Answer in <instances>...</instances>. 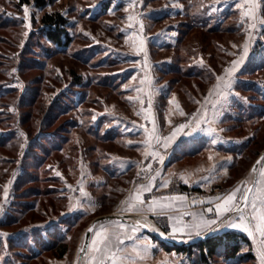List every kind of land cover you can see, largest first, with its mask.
Segmentation results:
<instances>
[{
    "label": "rangeland",
    "instance_id": "obj_1",
    "mask_svg": "<svg viewBox=\"0 0 264 264\" xmlns=\"http://www.w3.org/2000/svg\"><path fill=\"white\" fill-rule=\"evenodd\" d=\"M249 6L246 0H46L43 6L0 0V233L9 234L0 235L1 264H86L80 251L86 230L104 215H126L130 224L149 219L170 232L166 216L129 211L123 203L147 183L149 163L158 170L151 173L156 185L165 174L170 183L147 193V203L155 194L220 200L242 179L245 191L264 152V0L255 21L243 15ZM55 12L67 19L68 43L46 33L42 17ZM246 42L248 54L232 74L233 94L213 108L216 77ZM205 102L214 140H196L190 127L176 131ZM153 120L160 137L176 131L167 148L150 139ZM152 150L164 156L162 164L145 158ZM226 156L229 168L222 167ZM138 228L150 236L140 263L191 264ZM49 233L67 238L64 256L44 248ZM251 249L255 260L234 264H260L253 243Z\"/></svg>",
    "mask_w": 264,
    "mask_h": 264
},
{
    "label": "snow or ice",
    "instance_id": "obj_2",
    "mask_svg": "<svg viewBox=\"0 0 264 264\" xmlns=\"http://www.w3.org/2000/svg\"><path fill=\"white\" fill-rule=\"evenodd\" d=\"M250 5L247 7L246 11L243 13L244 16L248 17L250 20L255 21L257 19L255 15V9L258 0H246ZM130 7L134 4H129ZM111 12V9L109 10ZM25 16L29 15L28 6L24 5ZM129 20L133 19L131 16L128 17ZM264 23V19L261 21ZM250 27L255 28L256 24H250ZM140 29L143 31V22H140ZM250 39V37H249ZM144 41H141V50ZM235 47V45H234ZM248 54V42L243 46V53L237 60L231 62V68L225 70L223 76H217V84L214 86L213 91L209 93V96L214 97L211 101L213 108L217 105L221 107L225 106L229 99V94H233V73L236 72L237 67L244 63V59ZM128 87V85H125ZM139 91V89H137ZM247 99V98H245ZM151 104V100H149ZM179 107V105H178ZM184 113L181 112V115ZM95 119V117H93ZM208 122V112H207V102L201 105L200 112L196 115L194 121L187 124H180L176 131L185 129L186 127H191L193 129L197 128L200 122ZM210 130L211 124H210ZM176 131L171 132L168 137H160L156 135V125L153 120L152 132L149 134L151 140H155L157 144L163 141V147L167 148L169 142L175 138ZM146 146L150 144V141H146ZM216 143V141H213ZM151 157L152 159H157L159 163H163L164 156L160 155L159 152L152 150L151 152L145 153V158ZM211 159V157H209ZM264 162V156L260 157L257 164ZM145 170L148 175L145 177L147 183H140L137 185L136 190L129 194L126 201L127 210L135 212H154L161 216H166L168 220L173 221L170 225V232L160 231L158 228H153L154 231L159 232L162 237L173 238L176 234H181V238H187L189 240L199 237L204 233L218 230L220 227H231V228H242L247 232L248 236L252 237L253 241H259V246L257 251L259 253L260 264H264V170L259 173V177H253L252 184L253 188H248L245 185V191L241 196L237 197L236 192L240 191L239 188L235 189L233 192L225 195L222 200L217 203L215 208L216 215L213 218H206L200 216L198 222L188 223L183 221V216L191 217L193 220L196 219V213L185 211L179 217H173L169 215V209H178L182 207L183 201L187 198L183 195H171L168 197H163L160 199V203L157 205L156 198L153 197V201L148 205L147 208L144 207L146 201L143 198L144 192H151L154 186L155 175H152L154 171L158 172L152 168L149 163L145 165ZM253 172H256L254 167ZM138 176L141 173L137 174ZM187 182V180H185ZM163 187L168 186V182L162 184ZM255 190V194L253 191ZM81 193L85 190L83 187L79 188ZM7 196V192H5ZM251 196V200L249 197ZM193 204L195 201L192 202ZM72 206V205H70ZM251 207V212L245 215L246 210ZM157 208L159 211L157 212ZM3 206L0 205V212H2ZM207 211L211 212L213 209L209 208ZM235 213L236 216L231 215ZM222 214L224 215L222 217ZM178 221V222H177ZM147 227L146 221L137 220L134 225H125L123 223L112 225L111 223L107 226H102L100 231L96 233V236L92 239L91 252L87 253L86 248H81V252L86 253V258L89 264H137V261L143 259L141 255L142 251H147L148 245L145 243L143 249L138 243V237L135 235H129L130 233H137L138 226L141 223ZM0 235L7 236L8 233H0ZM125 240L137 241L131 247V251L125 246Z\"/></svg>",
    "mask_w": 264,
    "mask_h": 264
},
{
    "label": "trees",
    "instance_id": "obj_3",
    "mask_svg": "<svg viewBox=\"0 0 264 264\" xmlns=\"http://www.w3.org/2000/svg\"><path fill=\"white\" fill-rule=\"evenodd\" d=\"M29 2L30 0H22V3ZM36 3L43 6L46 0H36ZM42 22L47 27L46 33L48 37L54 42L59 44L69 42V33L65 27L67 19L60 12L45 13L42 17ZM49 234H51L52 240L43 242L44 248H56L59 251L58 256H64L68 250L67 244H65L67 238L59 235V233ZM55 240H58L59 243H55ZM163 245L167 250H176L186 254L191 259V264H215L218 258L226 261L227 264L255 260V255L251 249L252 241L250 237L233 229L216 232L190 245L175 246L165 242H163Z\"/></svg>",
    "mask_w": 264,
    "mask_h": 264
},
{
    "label": "crops",
    "instance_id": "obj_4",
    "mask_svg": "<svg viewBox=\"0 0 264 264\" xmlns=\"http://www.w3.org/2000/svg\"><path fill=\"white\" fill-rule=\"evenodd\" d=\"M210 123H212V121H211V119L209 118V119H208V123H204L203 121H201L200 124H199V126H198L197 128L193 129V128L190 127V130H189V131L191 132L192 136H193L196 140H198V139L201 140V139H204V138L207 140V142H208L209 140H212V139L214 140L213 135H214V131H215V129H216V126L212 123V125H211V129H212V130H210V127L205 128V126H206V125H209ZM214 126H215V127H214ZM184 131H185V130H184ZM222 133L224 134V135H223V139H225V132L223 131ZM226 138H227V139H226L227 143L230 144L231 136L227 135ZM222 143H225V141H220V142H219V144H222ZM231 160H232V159H231V156H228V157L226 156V157H224V158L222 159V163H223V164H222V165H223L222 167H223V168H225V167L229 168V167L232 165V163H231L232 161H231ZM262 170H264V162H262V163L260 164V167L258 168L257 172L253 174V175H254L253 177H257V178H258V177H259V173H260ZM252 179H253V178H251V181H252ZM251 181H250V182H251ZM164 182H168V186H169V183H170V177L167 176L166 174L164 175L162 182H160V183L157 184V185H156V183L154 182V186L152 187V189H154V188H156V187L159 188V189H164L165 187L162 186V184H163ZM243 183H244V180L242 179V180H239L238 182L234 183L233 185L229 186V187H228V188H229V191H228L227 194H229V193L233 192L235 189L239 188L240 191L236 192V196H237V197L241 196V194L243 193V192H242V189H244V188H243V187H244V184H243ZM251 183H252V182H251ZM251 183H250V184H251ZM248 187H249V186H248ZM136 188H137V187H135L134 190H136ZM134 190H132V192H133ZM132 192H131V193H132ZM147 193H150V192H144V193H143V198H145L146 195H148ZM227 194H225V195H227ZM253 194H255V190L253 191ZM171 195H183V194H155L153 197L156 198V203H157V205H158V204L160 203V199H161V198H163V197H168V196H171ZM225 195H224V196H225ZM183 196H185V197L187 198L185 201L181 202L183 206L180 207V208H178V209H169L168 212H169V215H172L173 217H179V216H180L183 212H185V211H189V212L196 213L197 215H196V219H195V220H193L191 217H188V216H183V217H182V218H183V221H184V222H188V223L198 222L200 216H204V217L208 218L207 214L209 213V211H207V210H208L209 208H211V209H213L212 212H215V208H216L217 203H219V202L222 200V198L224 197V196H223L220 200H216L213 196H211V195H206L205 198L203 197L204 201H201L200 203H199V202H195V203L193 204L192 201H190V199H189V197H188L187 195H183ZM153 197L151 198V200L149 201V203H147V202L145 203V205H144L145 208H147L148 205L152 203V201H153ZM249 199L251 200V196L249 197ZM158 211H159V208H157V212H158ZM249 212H251V207H250V206H249V208L246 210L245 215H247ZM141 213H145V214H147V213H153V212L148 211V212H141ZM215 215H216V213H215ZM224 215H228V214H222V217H223ZM231 215L235 216L236 214H235V213H232ZM170 222L173 223V221H170ZM177 222H178V221H177ZM110 223H111L112 225H116V224H120V223H123V224H125V225H130V226H131V225H134V224H130V223H128V221L120 220V219H110V220H106V221H102V222L98 223V224L96 225V227H95L93 233H92L91 238H90L89 245H88V248H87V249H88V250H87L88 253H90L91 250H92V249H91V244H92V239H93V237L96 236V233L100 231V229H101L102 226H107V225H109ZM227 229H233V230H236V231L243 232V233L247 234V232H245L242 228H231V227H220L218 230L211 231V232H207V233H213V234H214V233H216V232H218V231L227 230ZM49 231H50V230H48V232H49ZM50 232H53V231H50ZM207 233H204V234H207ZM204 234H202V235H204ZM129 235H135V236L138 237V243H139V245L141 246L142 249H143V247H144V244L146 243V244L148 245V250H147V251L150 252V249H149V246H150V240H149V238H150V236H147V235L143 234L142 231H140L139 228H138L137 233L133 234V233H130V232H129ZM176 235H181V234H176ZM247 235H248V234H247ZM249 237H250V236H249ZM250 239H251L252 243L254 244V246L258 248V246H259V241H258V240H257V241H253L252 237H250ZM134 243H137V241L125 240V246L128 248L129 251H131V247H132V245H133ZM65 254H66V253H65ZM65 254H64V255H65ZM258 256H259V253H258ZM141 260H142V259H140L139 262L137 261V264H143V263H140ZM1 262H2V259L0 258V264H1ZM4 264H6L5 261H4ZM86 264H89L87 258H86Z\"/></svg>",
    "mask_w": 264,
    "mask_h": 264
},
{
    "label": "water",
    "instance_id": "obj_5",
    "mask_svg": "<svg viewBox=\"0 0 264 264\" xmlns=\"http://www.w3.org/2000/svg\"><path fill=\"white\" fill-rule=\"evenodd\" d=\"M262 156H264V152H262L258 156V158L256 159V161H255V163H254V165L252 167V170L255 167L256 168V172H257L258 168L260 167V164L258 165L257 161L260 160V157H262ZM256 172H254V173H256ZM248 188H253V184L251 183ZM110 219H121V220H125V221H132V219H130V217H128L126 215H120V214L104 215V216H101V217H98V218L94 219V221L89 225V227L86 230L84 242H83V245H82L81 248H86V250H87L91 235H92L96 225L98 223L102 222V221H106V220H110ZM140 225L142 227H144V229H146L147 231H150L151 233L157 235L161 240H165L168 243H170L171 245H175V246H178V245H190V244H193V243H195L197 241L205 239V238H207V237H209L210 235L213 234V233H207V234H204V235L198 237L197 239L187 240V241H177V240H174V239L162 237L159 233L151 230L149 226L145 227L144 223H141ZM85 254H86L85 252H81V257L84 256Z\"/></svg>",
    "mask_w": 264,
    "mask_h": 264
},
{
    "label": "bare ground",
    "instance_id": "obj_6",
    "mask_svg": "<svg viewBox=\"0 0 264 264\" xmlns=\"http://www.w3.org/2000/svg\"><path fill=\"white\" fill-rule=\"evenodd\" d=\"M144 218V217H143ZM146 222L148 224V226L150 227V229L153 230V228H158L157 225L152 221V220H149V219H146ZM159 229V228H158ZM160 230V229H159ZM154 231V230H153ZM157 232V231H156ZM159 233V232H157Z\"/></svg>",
    "mask_w": 264,
    "mask_h": 264
},
{
    "label": "built area",
    "instance_id": "obj_7",
    "mask_svg": "<svg viewBox=\"0 0 264 264\" xmlns=\"http://www.w3.org/2000/svg\"><path fill=\"white\" fill-rule=\"evenodd\" d=\"M181 191V189L180 190H178V192H180ZM163 222V221H162Z\"/></svg>",
    "mask_w": 264,
    "mask_h": 264
}]
</instances>
